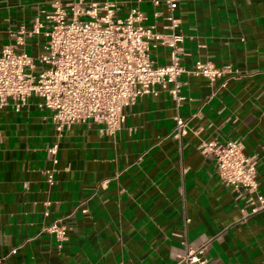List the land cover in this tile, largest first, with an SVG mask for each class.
Returning <instances> with one entry per match:
<instances>
[{
	"label": "crops",
	"instance_id": "crops-1",
	"mask_svg": "<svg viewBox=\"0 0 264 264\" xmlns=\"http://www.w3.org/2000/svg\"><path fill=\"white\" fill-rule=\"evenodd\" d=\"M53 1L0 0V50L20 26L43 20ZM107 1L119 4L117 17L138 10L145 25L164 31L166 11L151 0ZM176 16L184 68L201 61L231 73L213 83L184 73L155 86L124 109L114 136L86 122L57 139L36 97L18 112L12 104L0 111V264H188L180 262L187 248L202 250L207 264H264V208L251 214L249 196L226 186L213 158L198 149L241 141L264 196V0H180ZM44 42L42 34L27 37L25 50L36 56ZM149 54L158 65L170 63L164 46ZM176 117L187 122L181 138ZM59 219L68 226L61 242L46 232Z\"/></svg>",
	"mask_w": 264,
	"mask_h": 264
},
{
	"label": "built area",
	"instance_id": "built-area-1",
	"mask_svg": "<svg viewBox=\"0 0 264 264\" xmlns=\"http://www.w3.org/2000/svg\"><path fill=\"white\" fill-rule=\"evenodd\" d=\"M151 1L166 11L162 32L145 25L148 18L138 10L117 17L116 2L53 1L50 10L43 12V20L36 17L30 29L20 26L14 43L0 50V111L12 104L18 112L29 98L36 97L38 108L50 112L57 139L70 126L86 122L100 124L102 134L114 136L125 122L124 109L145 95L155 94V86L165 88L184 73L209 83L231 73L229 67L201 61L187 71L181 63L184 36L176 16L180 0ZM153 16L157 18L160 13ZM39 34L45 39L43 52L31 56L25 50L26 38ZM157 45L169 49V64L158 65L150 59V50ZM177 93L175 85L171 94L179 101ZM187 133V122L176 117L174 135L181 138ZM58 148V144L48 148L53 164L57 163ZM198 149L213 158L226 186H232L240 196H249L251 214L264 208V196L257 193L256 160L244 153L241 141L202 142ZM45 176L52 185L54 171H46ZM63 221L59 219L46 228L59 242L66 240L68 233ZM180 262L207 264L202 250L189 248Z\"/></svg>",
	"mask_w": 264,
	"mask_h": 264
}]
</instances>
